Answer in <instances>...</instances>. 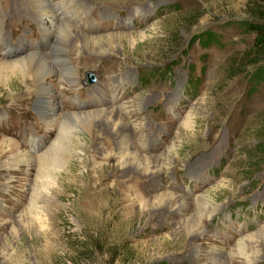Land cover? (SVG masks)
Wrapping results in <instances>:
<instances>
[{
	"label": "rangeland",
	"instance_id": "1",
	"mask_svg": "<svg viewBox=\"0 0 264 264\" xmlns=\"http://www.w3.org/2000/svg\"><path fill=\"white\" fill-rule=\"evenodd\" d=\"M58 1L109 44L80 59L81 41L67 45L79 82L48 80L51 115L114 106L127 125L70 123L57 140L63 124H45L40 85L0 68V264H264V79L250 76L253 35L237 25L251 21L250 0ZM2 12L0 61L41 52L61 72L29 0H0ZM204 33L215 41H197ZM122 137L143 169L124 171ZM55 141L58 163L39 167ZM21 153L31 165L11 167Z\"/></svg>",
	"mask_w": 264,
	"mask_h": 264
},
{
	"label": "bare ground",
	"instance_id": "2",
	"mask_svg": "<svg viewBox=\"0 0 264 264\" xmlns=\"http://www.w3.org/2000/svg\"><path fill=\"white\" fill-rule=\"evenodd\" d=\"M29 2L31 5V10H32V19L34 20V22H36V26L39 27V31L41 33L45 34V36L47 37V41H50L51 43H53L50 50H51V53H54V55H55L56 64L61 66V72L56 70L52 66V65H54V62H51L52 60L50 61V58H48L45 53H41V52H32L31 54H29L25 57L23 55V58L18 59L17 61L15 59V62H13V61H11V62L2 61L1 62L0 61V68H6V69H12V70L21 69V73L25 76V78H27V80H29L30 82H33V84L38 83L40 85V89L37 93L38 102H39V105H37V107H38L37 109H38V112L46 114L47 118L44 121L45 124L49 128H54V126H58L60 123L63 124V126L60 130V134H59L60 137L57 140L61 139L64 136V132L69 130L67 127L70 128V125H71L70 123H81L82 125H84L83 131L89 132L90 134L94 132V128L96 126H98V124H99V126H103L105 129L114 130V131L116 130V132L118 134H120L121 131H123V129L127 125V121L125 118L126 117V115H125L126 111H124L123 108H121V109L115 108L114 106H111L109 108H102L99 110L97 109V110H94L92 112L87 113V112H83V110L77 111V110H81V109H78L77 105H75V107H74L75 111H73V110L68 111L64 115L60 114V116L54 120L53 116L51 115V113H52L51 110H53L52 106H54V105L51 104L52 99H51V95H50L51 94L50 88L48 87V80L52 79L53 76H55L57 74V76H59V75L61 77L63 76V80H65L67 83H69L71 85H77V83L79 82V75H78L77 69L75 67L74 68L68 67L66 69V67H65L66 64H69V62L66 60L67 59L66 58V52H67L66 47H67V45L69 43H72L75 40L81 41V46L76 47L78 49V54H79L78 57L80 59L81 57H88L89 58V57H96V56L106 54L104 52V48L106 46H108L109 42L107 44L106 42L101 41L97 37H92L88 34H84L83 32L79 31L74 24L70 23V21H66L68 19H65L64 15L62 13L60 14L58 11H56L55 8H53L51 6L50 3H48L49 0H29ZM62 2H65L66 7L69 6L68 0H61V1H58L56 3H52V5L54 7H56L57 5L60 6ZM72 16H73V14H72ZM3 20H4V15L2 12V13H0V25H1V22ZM108 39L111 41L112 37H110ZM108 39L107 40L105 39V40L108 41ZM47 47L48 46L45 47V50H47L46 49ZM76 48L73 45L71 47L70 53H73L75 51L77 52ZM57 60H58V62H57ZM61 77H60V79L62 80ZM121 80H122L121 78L118 79V81H121ZM92 84L93 83H91L90 85H92ZM102 93H103V91H102ZM100 95H101V93H100ZM100 95H98V96H100ZM124 108H126V107H124ZM58 119H59V122H58ZM116 136H118V135H116ZM120 136H119V138H120ZM92 138L93 137H91L90 139H92ZM124 139H125V136H124ZM124 139H123V137L120 139L121 146H120V157H119V159L121 158L123 161L122 163H123L124 171H127L126 167L128 166L129 162H131V161L137 168L143 169L144 162H143V159L139 155L140 153L138 154V152H136V151L135 152L130 151L128 149L127 144H126ZM56 141L53 145H51V148L49 147L50 149L48 150V152H46L45 155L42 158H40L41 161H40L39 167L41 165H43V160H45L48 163L50 161L54 164L58 163L59 159L56 156V152L59 148L56 149V147H57ZM15 160H16L15 163L11 166L13 168H16L19 165L30 166L32 157L28 153H21L16 157ZM158 162H159L158 160L153 162L155 168L159 167ZM127 172H129V171H127ZM153 173L154 172H152L151 174H153ZM68 175H69V173L65 172L61 178L63 179L65 177H67ZM38 200L39 199H35L33 201V203H32L33 206H35L37 204L39 205ZM172 201H173V199L167 201L168 204H170V206L172 204ZM207 204H208V201H206L204 199L201 202H199V206L202 208H204V207L206 208ZM38 205H37V207H38ZM198 221H200V220H198ZM195 223L196 222L194 220L193 222L190 223V226L195 224ZM196 225H198V223H196ZM188 229H190V228H188ZM199 235L200 234H198L196 236H199ZM244 244H246V243H244ZM241 248H243L241 250H243V251L245 250V246L241 247ZM241 253L244 254V252H241ZM245 258H246V260H250V259H248V256L246 254H245Z\"/></svg>",
	"mask_w": 264,
	"mask_h": 264
},
{
	"label": "trees",
	"instance_id": "3",
	"mask_svg": "<svg viewBox=\"0 0 264 264\" xmlns=\"http://www.w3.org/2000/svg\"><path fill=\"white\" fill-rule=\"evenodd\" d=\"M248 3L251 6L246 11L252 19L251 21H248L250 18L240 21L237 25L246 33L253 35V42L250 46L253 59L248 64H252L254 68L250 76L253 77L255 83L260 84L264 79V0H250ZM197 41L200 43L213 42L215 38L209 33H204Z\"/></svg>",
	"mask_w": 264,
	"mask_h": 264
},
{
	"label": "water",
	"instance_id": "4",
	"mask_svg": "<svg viewBox=\"0 0 264 264\" xmlns=\"http://www.w3.org/2000/svg\"><path fill=\"white\" fill-rule=\"evenodd\" d=\"M95 79L93 78V75L91 73L87 74V78L84 81V85H90L91 83H95Z\"/></svg>",
	"mask_w": 264,
	"mask_h": 264
}]
</instances>
